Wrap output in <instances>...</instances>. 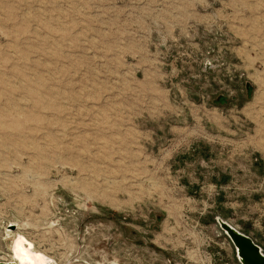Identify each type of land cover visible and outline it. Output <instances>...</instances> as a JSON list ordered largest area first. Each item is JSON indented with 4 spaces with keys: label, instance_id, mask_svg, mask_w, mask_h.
Wrapping results in <instances>:
<instances>
[{
    "label": "rangeland",
    "instance_id": "1",
    "mask_svg": "<svg viewBox=\"0 0 264 264\" xmlns=\"http://www.w3.org/2000/svg\"><path fill=\"white\" fill-rule=\"evenodd\" d=\"M264 251V0H0V260L241 264Z\"/></svg>",
    "mask_w": 264,
    "mask_h": 264
},
{
    "label": "water",
    "instance_id": "2",
    "mask_svg": "<svg viewBox=\"0 0 264 264\" xmlns=\"http://www.w3.org/2000/svg\"><path fill=\"white\" fill-rule=\"evenodd\" d=\"M217 222L234 245L241 264H264V251L250 236L222 218H218ZM0 264L12 263L0 261Z\"/></svg>",
    "mask_w": 264,
    "mask_h": 264
},
{
    "label": "bare ground",
    "instance_id": "3",
    "mask_svg": "<svg viewBox=\"0 0 264 264\" xmlns=\"http://www.w3.org/2000/svg\"><path fill=\"white\" fill-rule=\"evenodd\" d=\"M7 236L8 238H12V244L10 246L11 259L8 261V263L54 264L52 259L37 251L34 245L21 234L10 235V233L7 232Z\"/></svg>",
    "mask_w": 264,
    "mask_h": 264
}]
</instances>
